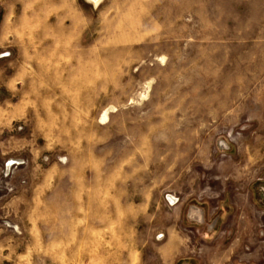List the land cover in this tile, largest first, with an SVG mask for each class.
I'll return each instance as SVG.
<instances>
[{
  "label": "rangeland",
  "instance_id": "obj_1",
  "mask_svg": "<svg viewBox=\"0 0 264 264\" xmlns=\"http://www.w3.org/2000/svg\"><path fill=\"white\" fill-rule=\"evenodd\" d=\"M0 264H264V0H0Z\"/></svg>",
  "mask_w": 264,
  "mask_h": 264
},
{
  "label": "built area",
  "instance_id": "obj_2",
  "mask_svg": "<svg viewBox=\"0 0 264 264\" xmlns=\"http://www.w3.org/2000/svg\"><path fill=\"white\" fill-rule=\"evenodd\" d=\"M1 56H5L4 54H2ZM166 200H167V202L169 203V205H173V204H175V202H177V199H175L173 196H171V195H168L167 197H166Z\"/></svg>",
  "mask_w": 264,
  "mask_h": 264
},
{
  "label": "bare ground",
  "instance_id": "obj_3",
  "mask_svg": "<svg viewBox=\"0 0 264 264\" xmlns=\"http://www.w3.org/2000/svg\"><path fill=\"white\" fill-rule=\"evenodd\" d=\"M93 1H97V0H93ZM12 166H13V165H12V162H11L10 164L7 165V168H8V169H11ZM8 171H10V170H8Z\"/></svg>",
  "mask_w": 264,
  "mask_h": 264
}]
</instances>
